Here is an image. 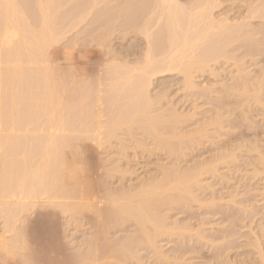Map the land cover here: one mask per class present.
Wrapping results in <instances>:
<instances>
[{"label":"bare ground","instance_id":"1","mask_svg":"<svg viewBox=\"0 0 264 264\" xmlns=\"http://www.w3.org/2000/svg\"><path fill=\"white\" fill-rule=\"evenodd\" d=\"M225 2L237 14L217 18ZM232 45L264 55V0H0V264H136L141 248L159 263L172 259L158 246L160 237L209 239L201 228L169 222L168 213L199 200L194 187L218 171L220 155L195 168L178 163L147 172L129 185L123 171L130 168L121 161L136 155L130 149L171 155L178 141H195L193 132L187 134L194 139L182 132L184 116L169 108L170 84L177 72L184 87H198L194 68L229 61ZM242 59L235 60L239 72ZM238 74L237 82L244 73ZM261 75L238 93L264 106ZM228 152L220 162L234 158ZM73 224L87 231L75 246ZM128 225L135 230L119 238ZM260 258L264 264L263 252Z\"/></svg>","mask_w":264,"mask_h":264},{"label":"rangeland","instance_id":"2","mask_svg":"<svg viewBox=\"0 0 264 264\" xmlns=\"http://www.w3.org/2000/svg\"><path fill=\"white\" fill-rule=\"evenodd\" d=\"M225 3L223 4L224 6L221 5L220 8L215 9L214 14L217 18L224 17V12L227 13V11L228 17L237 14L236 5L233 7V3ZM230 8L234 9L231 10ZM235 46L236 44L234 47ZM234 47H227L228 54L233 55V59L231 58L228 61V58L220 57L217 61L209 62L211 66L208 68V65L205 71L194 68L192 75L194 74V81H197L196 84L198 87H184V82L180 79V75L183 74L179 75L177 72H175L174 75L175 80L170 84L168 90L169 108L170 110L176 109L178 113L184 116L182 117L184 118L182 125L183 131H181L185 132V134H187V132L188 134L193 132L191 135H195V141H193V137L187 134L190 139L193 138V143H190L189 139H187L188 141L184 140L187 144L183 142V144L180 143L182 144L181 146L178 141V148L180 147V149L178 152H175L176 154L172 153L171 155L170 151L169 153L167 151H156L155 149L153 152L148 153L146 151L143 152L142 148L138 149L139 147L136 150L130 149L129 152L132 153L136 151V155L132 153V155L129 156L130 160L124 157L121 161L123 170H125V167L126 169L130 168L129 170H125L126 172L121 168L124 172L122 173L124 175L126 173V177H124L127 180L124 179V181L129 185L137 183L140 178L146 176L148 173H160L163 167L174 168L173 166L179 163L180 167L186 170V168H195L209 161H214L215 163V158H218L220 155V157L216 159L219 161L217 162L218 165H216L218 171L206 172L202 177L205 181L202 182L199 187H194V194L197 195V199L199 200L194 199L186 201L188 205L176 206L178 208L175 207V209L170 210L168 213L169 222H173L174 224L179 222V224L182 223V225L185 223L186 225L188 224L187 226H191L190 228H201V232H204V235H207L209 239H200L197 235L194 237L193 234H191L193 236L185 234L187 237L178 236V233L172 234V237L169 235L170 238L166 235L160 237L158 246L161 245V250L171 256L172 259L169 260L171 262L170 264H172V262L173 264H262V257L260 258V256L261 252L264 254V168L259 161V154L262 153V155H264V106L260 102H255L252 97L249 99L246 95H242V93L239 94L238 92L241 91V83L245 80L250 83L255 82L256 77L259 78L261 74L262 77L260 78H263L264 55H249L247 54L248 47L246 46L236 49H234ZM236 57L238 58L237 60ZM240 58H243L244 60L242 59L241 61L245 62H243V66V63L239 61L242 64H238L240 68L239 72L235 62L240 60ZM241 66L245 69H243L242 72ZM214 69L216 71H214ZM236 73H240L241 75L244 73L239 82L235 79L239 75H236ZM244 77H246V79ZM177 78L181 80H178V82L180 81L181 83L178 84L176 82ZM233 81L240 83V87H229V84H233ZM203 85L205 87L202 89L201 87ZM209 86L210 88L207 90ZM226 86H228L230 90H228ZM248 87L250 89L252 85ZM253 92V90L250 91V93ZM214 115L217 119L219 118L217 122L219 124L216 123L217 119H215ZM212 120H215L216 125L213 124L214 121ZM220 125L223 127L220 128ZM188 137L186 136V138ZM176 140L177 139H173L175 145ZM187 146H189V148ZM229 150L233 153V156L235 154L234 158L231 155L232 153H230L233 159L227 156L229 158H227L228 161L220 162L223 153L229 155ZM225 155L223 156L226 158ZM2 160L0 155V238L2 236L4 237V217L2 213L4 209V196L2 190L4 164ZM127 171L132 172L128 173ZM137 177L139 179H137ZM117 184L120 186L119 180L115 182L114 185L118 186ZM211 200L212 202L216 201L212 203ZM197 201L204 204L201 205ZM201 223H204L203 226ZM128 227L124 230L121 229L122 231H117V235H120L119 238H122L125 235V231L128 229H130L128 231L135 230L136 225L135 227L134 225H128ZM69 231L71 236L70 240L72 241L68 240L72 242L74 246L79 245L81 241L85 239L84 235L87 234L86 230L76 227L75 224L69 227ZM128 231L126 233H128ZM209 234L215 237L213 238ZM226 234H228L227 237L225 236ZM222 236L226 238L224 237L223 239ZM116 238L118 237L116 236ZM257 238L259 239L257 240ZM191 244L196 247L195 249L198 248L197 250L199 252L190 250L192 252L183 255L182 251L185 252L187 249L189 250ZM140 251V257L143 258L140 259L141 261L139 263H137L138 260L135 261L134 259L136 264H154L153 262H156L155 264H167L169 262L168 260L167 262L161 259L162 261L160 260V262L157 263L155 259L156 255L154 256L150 248H141ZM179 256L182 260L179 259L180 262L178 263L177 258ZM173 257H175V259Z\"/></svg>","mask_w":264,"mask_h":264}]
</instances>
